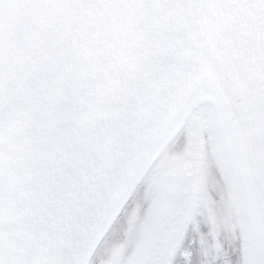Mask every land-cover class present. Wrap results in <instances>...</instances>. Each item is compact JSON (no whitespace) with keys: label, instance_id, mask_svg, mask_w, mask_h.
<instances>
[{"label":"water","instance_id":"1","mask_svg":"<svg viewBox=\"0 0 264 264\" xmlns=\"http://www.w3.org/2000/svg\"><path fill=\"white\" fill-rule=\"evenodd\" d=\"M55 20L0 90V264H89L202 105L264 264V0H66Z\"/></svg>","mask_w":264,"mask_h":264},{"label":"rangeland","instance_id":"2","mask_svg":"<svg viewBox=\"0 0 264 264\" xmlns=\"http://www.w3.org/2000/svg\"><path fill=\"white\" fill-rule=\"evenodd\" d=\"M196 136L202 145L199 164L186 156V150ZM196 168L199 169L196 177L187 174ZM240 184L215 109L210 105L198 107L137 186L97 246L96 257L93 254L89 264H158L161 252L155 241L160 238L159 232L166 234V228L172 223L169 233H174L176 214L173 213L169 218L171 221L166 223L163 208L167 201L168 207L172 208L171 203L180 199L173 198L174 194L183 197L182 218L187 219L192 213L201 215L203 222L219 236V246L224 247L221 253L235 254L234 258L228 259L232 260L229 264H254ZM162 242V247L171 243L163 236ZM148 252L149 256L152 254L150 259L145 258Z\"/></svg>","mask_w":264,"mask_h":264},{"label":"bare ground","instance_id":"3","mask_svg":"<svg viewBox=\"0 0 264 264\" xmlns=\"http://www.w3.org/2000/svg\"><path fill=\"white\" fill-rule=\"evenodd\" d=\"M65 1H1L0 90L7 88L8 81L17 75L20 66L44 41L52 26H56V16L61 11ZM149 236L147 235V237ZM151 255L149 256L148 252L145 258L150 259Z\"/></svg>","mask_w":264,"mask_h":264},{"label":"flooded vegetation","instance_id":"4","mask_svg":"<svg viewBox=\"0 0 264 264\" xmlns=\"http://www.w3.org/2000/svg\"><path fill=\"white\" fill-rule=\"evenodd\" d=\"M190 133H191V131L189 132V135H190ZM198 140L199 139H198L197 136L193 138L192 143L188 147L189 149L186 150V156L188 158L192 159L194 162H198V164H199V162L202 159V145L200 144V142ZM200 155H201V159L200 158L195 159L197 157H200ZM198 172H199V169L196 168L195 171H193L191 173H187V174H190V176L196 177L197 174H198ZM174 195L175 196H173V198L177 199L178 197H180L181 200H183V197H181L179 194H174ZM177 202H178V200H177ZM166 203L163 204L164 205L163 208L166 210V211H164V217L166 219V223H169L171 221L169 218L173 214V212L170 211L171 208H169L168 207L169 204H166ZM182 215H183V212H179L177 210L176 217L177 218L179 217V218L177 220L175 219L173 221V225L176 226V227L174 226V233L173 232L171 234L169 233V229L171 228V224H172V223H169L168 227L166 228V231H167L166 234H164L163 232H160V238H159V240L158 241L157 240L155 241L156 247H158L160 245V250L159 251L161 252L160 261L158 262V264H191L192 254H191L190 251H188V250H182L181 249L179 251V255H178L179 257L176 255L177 252L174 253V251L176 250L175 248H177V247H180L181 248L180 242H178L176 240V237L178 239V237H180L181 234L184 233V230H182V227H183L182 225L185 224L186 219L185 218H182ZM191 215L194 216V217L198 216L197 221L203 219V217L202 216L200 217V215L193 214V213L190 214V216ZM190 216H189V218H190ZM179 219H181L180 222H178ZM194 226H196L197 228H194L195 230L192 228V231L191 232L203 234L204 235L203 236L204 237V241H207V243L211 242L212 243V246L211 247H212L213 250H215L216 252H219V251L222 252V250L224 249V247H223L222 244L219 246V241H220L219 236L216 235L215 232L213 233L210 230V226L209 225H207L204 222H202V226L200 227L199 226V222H194L193 223V227ZM209 231H211V232H209ZM168 233H169V235L167 236ZM162 236L165 237V240L167 239L169 243H170V241L171 242H173L175 240L176 241H175L174 244H171V243L170 244H166L165 246H163L164 247L163 248L162 247V244L164 242H162ZM152 246H153V244H152ZM234 255L235 254H233V253H232V255L231 254L229 255L226 252H223V253H221V256L220 257H217V258H220V260H221L220 263H222V264H229L232 260L229 261L228 259L229 258H234ZM198 263L199 262L197 261V264Z\"/></svg>","mask_w":264,"mask_h":264},{"label":"trees","instance_id":"5","mask_svg":"<svg viewBox=\"0 0 264 264\" xmlns=\"http://www.w3.org/2000/svg\"><path fill=\"white\" fill-rule=\"evenodd\" d=\"M177 200H179V201L177 202ZM177 200L175 202L171 203L172 208L170 211H172L175 214H176L177 210L179 212H183L184 207H185V205H184V207L182 205L181 198L180 199L178 198ZM166 204H169V201ZM200 217H201V215H200ZM178 218L176 217L175 219L177 220ZM197 218H198V216L194 217L191 215L190 218L188 216V218L185 221V224L182 225L183 226L182 230H184V233H182L181 236L178 237V239L176 237V240L178 242H180L181 248L180 247L175 248L176 250L174 251V253L177 252L176 255L178 256L179 251L181 249L190 251L192 254L191 264H197V261L199 262L198 264H222V263H220V261H221L220 258H217V257L221 256V252L220 251L216 252L215 250H213L211 247L212 243L211 242L207 243V241H204V237H203L204 235L203 234L191 232L194 222H199V226L200 227L202 226L203 219L197 221ZM117 243H118V247H120L119 242H117ZM117 243H115V244H117ZM171 244H172V242H171ZM98 251H99V248H98ZM94 255L95 256H93V257L95 258L96 254H94Z\"/></svg>","mask_w":264,"mask_h":264}]
</instances>
